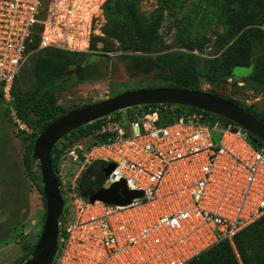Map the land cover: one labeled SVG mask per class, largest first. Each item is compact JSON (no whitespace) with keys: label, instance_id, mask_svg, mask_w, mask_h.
Masks as SVG:
<instances>
[{"label":"built area","instance_id":"built-area-1","mask_svg":"<svg viewBox=\"0 0 264 264\" xmlns=\"http://www.w3.org/2000/svg\"><path fill=\"white\" fill-rule=\"evenodd\" d=\"M105 2L0 0L4 98L38 51L96 53ZM119 112L100 119L101 141L60 159L64 219L52 264H188L264 215V144L256 148L246 130L199 114L160 123V106ZM95 164L113 166L100 188L123 182L142 195L126 205L90 202L79 182Z\"/></svg>","mask_w":264,"mask_h":264},{"label":"trees","instance_id":"trees-1","mask_svg":"<svg viewBox=\"0 0 264 264\" xmlns=\"http://www.w3.org/2000/svg\"><path fill=\"white\" fill-rule=\"evenodd\" d=\"M182 2L183 0H158L160 8L152 12L149 20H144L139 13L137 0H106L103 9L106 21L102 28L103 36L94 39L92 48L96 47L97 42L106 44L118 42L129 52L128 67L130 70L148 72L157 68L175 78L177 83L175 87L194 89L192 84L197 78L195 65L197 57L192 52H201L207 40L197 34L188 37L181 45L188 51L187 53H162L166 46L158 33L163 17L162 6L165 5L168 11H173ZM211 7L215 10L216 15L210 12ZM216 7L217 4L208 6L204 10L201 20L211 22L216 19L219 21L223 26V32L214 40V50L219 52L232 43L234 53L227 58L225 65L221 66L222 68H215L214 73L209 77L217 79L221 84L227 83L228 79H235L233 75L235 68H249L251 72L247 81L264 89V30L262 29L264 27V0H222L219 9ZM88 55L90 54L68 53L55 49L38 51L31 58L34 60L32 69L35 80L34 88L24 93L14 94L13 84L10 96L17 119L25 126L37 127L36 132L28 135L29 140L23 156L24 165L29 173L32 172L33 164L32 146L38 134L52 121L68 113L55 115V92L69 86L70 72ZM236 81L238 82V80ZM236 81L232 85L236 86ZM0 98L4 101V93L1 88ZM228 101L264 124V115L253 113L238 102ZM150 106H160V123L172 122L182 116L199 114L209 118L212 122L218 121L225 126L238 127L220 116L185 106L143 105L129 108L127 113H142ZM115 115L118 119L122 118L121 112H116ZM100 125L101 120H96L73 130L62 140L79 133L81 136L93 138L90 146L101 141V136L97 134ZM248 135L252 139L253 136L249 133ZM59 143L60 141L51 151V161L55 173L58 171L65 147V145L60 147ZM99 168L100 165L95 164L83 174L79 182L81 195L88 191H97L100 188L103 177L102 170ZM38 190L44 202L42 186ZM37 241L38 239L21 263L30 257ZM188 264H264V215L238 232L232 242L222 241Z\"/></svg>","mask_w":264,"mask_h":264},{"label":"rangeland","instance_id":"rangeland-1","mask_svg":"<svg viewBox=\"0 0 264 264\" xmlns=\"http://www.w3.org/2000/svg\"><path fill=\"white\" fill-rule=\"evenodd\" d=\"M220 3L222 0H183L173 11L162 6L163 17L158 30L166 46L162 53H187L181 45L188 37L202 35L207 40L203 50L192 52L197 57V78L192 87L196 91L238 102L251 112L264 115V89L247 81L251 69H234V78L238 80L236 86L232 85L233 81L227 80V83L221 84L209 77L215 68H222L227 58L234 53L232 43L216 52L213 43L223 32V26L216 19L211 22L201 20L208 6L217 4L216 9H219ZM137 6L144 20H149L152 12L160 8L158 0H137ZM214 11L211 7L210 12ZM98 45L94 48L96 53L85 56L72 69L69 86L55 92V115L111 99L126 91L177 85L172 75L157 68L148 72L130 70L129 52L118 42H100ZM33 64L34 60L29 59L21 69L14 82V94L34 88ZM16 119L11 96L9 99L4 98V101L0 98V264H19L23 261L42 232L45 215V204L38 190L42 183L37 163H34L29 173L23 158L28 135L36 132L37 127L26 126V130L21 129ZM92 139L91 136L76 133L59 140L60 147L65 145L61 158L75 145L83 149L88 147ZM105 178L101 185L108 187L109 182ZM63 219L64 214L59 222H63Z\"/></svg>","mask_w":264,"mask_h":264},{"label":"water","instance_id":"water-1","mask_svg":"<svg viewBox=\"0 0 264 264\" xmlns=\"http://www.w3.org/2000/svg\"><path fill=\"white\" fill-rule=\"evenodd\" d=\"M236 80L234 79V82ZM143 105L185 106L211 113L246 130L253 136L251 143L256 148L259 149L264 144V124L259 120L225 99L192 89L162 87L126 91L111 99L70 111L44 128L32 146V167L34 163H37L45 202V217L42 232L30 257L21 264H52L58 248L59 220L63 212V199L51 161V151L55 144L81 126L106 115ZM218 137L219 135L214 133V138ZM112 169L113 166L108 165L103 170L102 177H106ZM141 195L140 192L128 191L122 182L109 189L100 188L97 191H88L83 196H88L90 202L100 200L111 204L126 205L133 198Z\"/></svg>","mask_w":264,"mask_h":264},{"label":"flooded vegetation","instance_id":"flooded-vegetation-1","mask_svg":"<svg viewBox=\"0 0 264 264\" xmlns=\"http://www.w3.org/2000/svg\"><path fill=\"white\" fill-rule=\"evenodd\" d=\"M80 69H82V66H81V68Z\"/></svg>","mask_w":264,"mask_h":264}]
</instances>
